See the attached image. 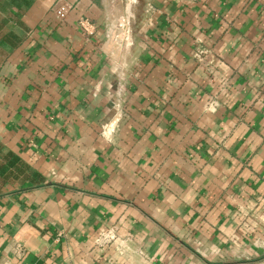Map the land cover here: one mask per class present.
<instances>
[{
  "label": "crops",
  "instance_id": "1",
  "mask_svg": "<svg viewBox=\"0 0 264 264\" xmlns=\"http://www.w3.org/2000/svg\"><path fill=\"white\" fill-rule=\"evenodd\" d=\"M57 1L0 0V264H264V0Z\"/></svg>",
  "mask_w": 264,
  "mask_h": 264
},
{
  "label": "built area",
  "instance_id": "2",
  "mask_svg": "<svg viewBox=\"0 0 264 264\" xmlns=\"http://www.w3.org/2000/svg\"><path fill=\"white\" fill-rule=\"evenodd\" d=\"M78 6L77 0H58L54 6V12L59 19L64 20L67 15L75 10ZM84 22V20H81ZM203 52L200 53L201 56ZM198 56V57H199ZM200 58V57H199ZM117 240V235L114 230L101 234L95 241V246L98 248H104L107 245L115 243Z\"/></svg>",
  "mask_w": 264,
  "mask_h": 264
},
{
  "label": "rangeland",
  "instance_id": "3",
  "mask_svg": "<svg viewBox=\"0 0 264 264\" xmlns=\"http://www.w3.org/2000/svg\"><path fill=\"white\" fill-rule=\"evenodd\" d=\"M130 25L132 26V20H131V24Z\"/></svg>",
  "mask_w": 264,
  "mask_h": 264
},
{
  "label": "bare ground",
  "instance_id": "4",
  "mask_svg": "<svg viewBox=\"0 0 264 264\" xmlns=\"http://www.w3.org/2000/svg\"><path fill=\"white\" fill-rule=\"evenodd\" d=\"M132 2V1H131Z\"/></svg>",
  "mask_w": 264,
  "mask_h": 264
}]
</instances>
